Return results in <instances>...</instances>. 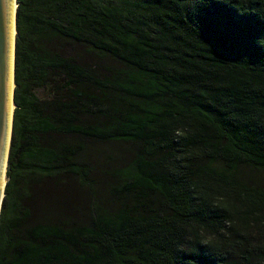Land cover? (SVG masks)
Returning a JSON list of instances; mask_svg holds the SVG:
<instances>
[{
	"label": "trees",
	"instance_id": "16d2710c",
	"mask_svg": "<svg viewBox=\"0 0 264 264\" xmlns=\"http://www.w3.org/2000/svg\"><path fill=\"white\" fill-rule=\"evenodd\" d=\"M0 264H264V0H17Z\"/></svg>",
	"mask_w": 264,
	"mask_h": 264
},
{
	"label": "water",
	"instance_id": "95a60500",
	"mask_svg": "<svg viewBox=\"0 0 264 264\" xmlns=\"http://www.w3.org/2000/svg\"><path fill=\"white\" fill-rule=\"evenodd\" d=\"M17 7V0H0V214L7 184V179L5 185H3V182L5 168L7 178L14 110L16 106L15 47ZM12 105H14L13 109Z\"/></svg>",
	"mask_w": 264,
	"mask_h": 264
},
{
	"label": "bare ground",
	"instance_id": "6f19581e",
	"mask_svg": "<svg viewBox=\"0 0 264 264\" xmlns=\"http://www.w3.org/2000/svg\"><path fill=\"white\" fill-rule=\"evenodd\" d=\"M15 4H16V2H15ZM13 87H14V84H13ZM14 108V105H12V109ZM6 166H7V160H6ZM6 168H5V175H4V182H3V185H5L6 184Z\"/></svg>",
	"mask_w": 264,
	"mask_h": 264
}]
</instances>
